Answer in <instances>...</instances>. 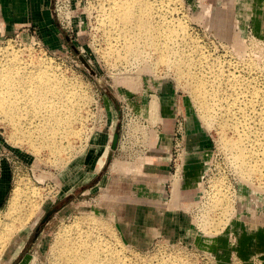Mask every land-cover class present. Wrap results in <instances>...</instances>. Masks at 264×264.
<instances>
[{"label": "rangeland", "instance_id": "1", "mask_svg": "<svg viewBox=\"0 0 264 264\" xmlns=\"http://www.w3.org/2000/svg\"><path fill=\"white\" fill-rule=\"evenodd\" d=\"M110 1L117 0L40 1L35 3L37 17L26 16L22 22L0 18L1 57L15 53L20 60L45 66L74 100L84 99L81 106L73 103L66 110L63 127L44 130L58 153L33 146L38 141L28 138L38 135L36 127L29 129L18 118L12 122L0 113V226L6 217L25 225L11 230L0 264H56L59 247L66 241H82L87 232L98 233L97 242L117 256L116 264H264V202L252 200L261 215L256 232H248L242 220L254 212L243 209L249 190L255 187L264 196V141L254 133L256 112L246 111V120L237 116L242 123L239 135L233 128L223 133L213 118H204L187 88L189 80H180L174 62H161V52L149 47L137 58L123 55L122 36L104 17ZM142 2L139 10L151 8L157 14L158 9L162 15L155 18L163 21L164 29L182 26L188 45L199 48L189 59L200 68L193 63L191 70L209 78V83H220L222 91L226 83L211 76L214 67L220 68L226 73L223 79L229 74L244 80L242 94L254 91L264 98V25L255 28L252 18L238 23V12L231 11L228 0ZM215 7L223 12L222 24ZM261 100L257 98L255 106L259 111L264 108ZM219 103L224 104L223 98ZM245 131L254 135L242 143L252 175L240 173L238 161L223 145L224 139ZM114 133L115 164L112 168L106 161L99 169L98 159L111 148ZM62 134L69 138L58 136ZM148 155L162 160L141 173L115 167L120 163L128 167L141 156L146 161ZM174 182L179 184L176 199ZM16 188L19 194L11 212L8 203ZM132 192L141 199L134 200ZM124 193L127 198L116 196ZM220 195L227 207L213 208Z\"/></svg>", "mask_w": 264, "mask_h": 264}, {"label": "bare ground", "instance_id": "2", "mask_svg": "<svg viewBox=\"0 0 264 264\" xmlns=\"http://www.w3.org/2000/svg\"><path fill=\"white\" fill-rule=\"evenodd\" d=\"M228 1L230 4L231 11H232V9H234V10L236 9L238 12V21H237L238 23L243 21L245 18L246 19L252 18L254 21L255 28H258L259 26L264 25V0H228ZM110 2H112V1H110ZM141 3L143 5L142 0H117L114 3L113 2L109 3L110 9H108V13H106V15L104 16L106 18L105 21H107V22L109 21L111 30L113 32L117 33L119 38H121L119 36V34L122 36L121 39L123 41H122L121 49L123 50V55L125 54L124 56H129V57L133 56V57L137 58L138 54L141 56V53H140L141 49H145V48L149 47V48L158 50L159 53L161 52L160 53L161 54V60L164 59L161 62L165 61V64H171L174 62L173 65H174V68L176 69V71L179 75L180 80H183V81L189 80V82L187 84V85H189V87H187V88H189L190 91L193 92L195 102L200 106V108L204 112L203 116H204V118H206V120L213 118L215 120V122L218 123L220 130L222 132L225 130L223 133L227 132L226 129H228V131H230L229 128H233V129L237 130V134H238V128L240 127V125L242 123H241V121L238 122L237 118H239L240 116L244 118L246 116V113H247L246 111L251 110L254 113L256 112V115H257L256 116L257 122L254 121V122H256L255 123L256 126H255V128H253V129H256V130H254L255 136L259 135V133H260V135L262 136L261 141H264V108H261L260 111L255 108L257 98H259L260 100L262 99L261 102L262 101L264 102L263 96L261 97L257 92H254V91L253 92H251V91L246 92L245 91L247 94H245V93L242 94V92H240L239 89L241 90L242 87L245 86L246 83L244 84V82H243L244 80L242 79V81H241V79H238L237 76H236L237 78L228 76L229 75L228 73H227L228 75L225 77L226 79H223L224 75L222 73H224V72H222V70L220 68H215L213 66L214 67L213 70L211 69L213 71L212 72L213 74L211 72H209V73L212 74L211 76H213L214 81L223 80V82L226 83V84H224L225 88L222 91L220 88L221 86L220 87L217 86V85H220V83L217 84V82H216V85H215V82L209 83L210 81L209 82L206 81L209 79L208 78L209 76L207 77L208 79H206V77H202L198 73L199 71L197 72L195 70V68H194V70H191V65L193 63L196 64L195 63L196 61L194 62L192 60V58L189 59V55L196 54V52L199 51V48H197L196 46H193V45H188V43H189L187 40L188 37L184 33L185 31H184V28L182 26H180L176 29L175 28L172 29L171 28L172 26L171 27L169 26V27H167V30L164 29L161 26L163 21H158L157 18H155V17H157V16H155L157 14L159 16L162 15L159 13L158 9L156 11L157 14H154V12L150 11L151 8H145V9L139 10V7H141ZM107 6H108V4H107ZM153 8H154V6H153ZM106 10H104L103 13ZM214 10H216L215 15H217L219 17L218 23L222 24L223 23V12L220 13L219 9H216V7L214 8ZM104 17H101V19H102L101 22H103ZM98 18H99V16H98ZM160 18H161V16H160ZM109 23H107V24H109ZM169 25H171V23ZM105 26H106V24H105ZM160 27H162V28H160ZM111 30H110V32H112ZM110 32L108 30V33H110ZM240 33H242V30H240ZM107 37L109 38V34ZM112 38H115V37H112ZM117 40L118 39H116V41ZM108 41H110V40H108ZM116 43H118V42H116ZM111 46H114V45H111ZM110 51L112 52L113 49L112 50L109 49V52ZM159 53H158V56H160ZM190 57H192V56H190ZM171 59H175V61H172ZM21 60L18 58V56L15 55V53L14 54L9 53L7 56H4V57L0 56V113L5 115L6 117H8L10 120H12V122H14L16 118H18L19 122L23 123L24 125L27 124L28 125L27 128H29V129H34L33 127H36L37 128L36 133L38 135L30 136L28 138L30 141H38L37 143L33 142L32 143L33 146L34 145L43 146V147H46L49 150L53 151V153H58L60 151V149L58 148V146L56 144L52 145L50 143L51 140L48 139V134H46V131H44V130L50 129L52 131V129H56V131H57V129H60V127H63L64 126L63 120L65 117L64 115H65L66 110L69 107H73V103L77 104L78 106H81L84 99H83V97L80 96V100H74V96L70 94V92L66 89V87L63 85H60V83L57 82L58 77L55 75V73L48 72L49 69H47L45 66H42V65L36 66V64L30 63L33 61L27 62L28 60L27 61H25V60L21 61ZM200 60L201 59H199V62H200ZM204 60H205V58H204ZM197 62H198V60H197ZM42 64H43V62H42ZM200 64H202V63H200ZM196 65H197V67H199L198 63ZM205 66H207V65H205ZM201 67H202V65H201ZM207 69H208V67H207ZM211 70H209V71H211ZM204 73H207V72H204ZM224 74H226V73H224ZM202 75H203V73H202ZM209 87H211V88H209ZM248 88H249V85H248ZM210 89H212L211 92H210ZM71 96H72V101L70 99ZM219 98L220 99L223 98L224 104L219 103ZM239 102L243 103L242 106L240 105ZM218 106H220V107H218ZM21 112L24 113V115L26 114L27 117L26 116H25L26 118H24V116L22 117ZM248 113H250V112H248ZM238 115H239V117H237ZM246 118L247 117H245L244 119L246 120ZM250 118H251V116H250ZM248 119H249V117H248ZM253 119L251 118V120H253ZM37 121L39 123H37ZM248 123H250V122H248ZM65 124L68 125L67 121ZM245 124L248 125L247 123H244V125ZM245 126H243L241 129L242 130L243 129L249 130L250 125L247 126L246 128H245ZM251 128H252V126L250 127V129ZM239 130H240V128H239ZM250 131H248V132L245 131L244 133L242 132L243 134L240 133V136H238L236 138H230V139L226 138L223 141V145L225 144L224 145L225 148L228 149L229 152L231 151L232 154L234 155L235 158L234 157L233 158L236 160V163L238 161L239 166L237 165L238 166L237 168H239L240 173H242L244 175L245 174H251L252 175V172H253V170L251 168L252 166L249 164L250 159L248 160L246 157L247 151L243 147V144H242L243 141L250 140L249 138H251V134H252V132H251V134H249ZM73 132L75 133L76 136H78L79 130L74 129ZM58 136L61 138L64 137L65 139L69 138L67 135L64 136L63 134L58 135ZM232 137H235V136H232ZM257 138H259V137L255 138L256 141L260 140ZM251 140H252V138H251ZM252 143H253V141H252ZM263 143L264 142H261V144H263ZM250 144H251V142H250ZM259 146H261V145H259ZM109 153H111L112 156L108 162L111 164L110 167L113 168V166L115 164V159H113V150L109 146V147H107V149H105V151L102 153V155L98 159L97 166L99 169H101L104 166V163L107 161V157H108ZM252 155L250 152L249 156L252 157ZM253 164L256 165L255 163H253ZM144 165H145V158L143 156H141V157H138L136 160H134L131 165H128V167L125 164H121V163L116 165L115 167L117 170H123V171L130 170V172L133 171L135 173L136 172L141 173L142 170L144 169ZM254 167H256V166H254ZM255 170H256V168L254 169V171ZM257 172H255V173L257 174ZM256 174H255V176H256ZM257 177H258V175H257ZM246 179H248V178H246ZM248 181H250V180H248ZM136 183H137V186H139L141 184V181L140 182L138 181ZM137 186H136V189H137ZM136 189H134V191H136ZM262 191H263V189H262ZM18 194H19L18 188L14 189L11 193V198H10V201L8 203V210L11 212H12L13 208L16 206L15 203H17ZM178 194H179V184L174 182L173 183V198L176 199ZM33 195H34V193H33ZM132 196H134V200H136V201L141 199L140 197H138V195H136V194L133 195V192H132ZM127 197L128 196L122 197V198H127ZM29 198L31 199L29 206L32 207V206H34L33 204L31 205L33 197L31 195H29ZM254 198L257 199V201L262 200L264 202V196L261 194L259 189L255 188V187H254V189L252 188L249 190V195L246 197V200L243 202V206H244L243 209L247 210L248 212L250 210H252V211H254L253 213H255V214L252 215L253 214L252 213L251 216L242 217L243 225L246 227L248 232H252V233L256 232L258 230V227L261 225L260 209H259V207H255V205L253 204L252 200ZM224 199L225 198H223V196H221V195L217 196V198H215V200L213 202L212 207L217 208L220 205L225 206L226 204H224L225 203ZM225 207H227V206H225ZM39 208H40V206H38L36 208V210L34 212L35 216H37V212H38ZM29 209L30 210L27 212H30L32 210L31 208H29ZM22 218L23 217H21L20 219H22ZM37 220H38V216L34 219L33 224H35L37 222ZM17 221L18 220H12V217H11V219L6 217V218H4V224L1 223L2 228H0V255L3 252L6 241L11 236V230L18 228V227L19 228L25 227V225L22 221H20V222H17ZM215 223H217V222H215ZM28 227H29V225H28ZM78 227H80V226H78ZM59 234H61V233H59ZM68 234H71V233L68 232ZM79 234H80V232H79ZM72 235H71V237H72ZM97 237H98V233L94 234V232H87L82 238L80 237L82 239V241L75 242L76 240L74 239L75 240L74 241L72 239L73 243L71 241L66 243L67 241L63 240V241H66L65 242L66 244L65 243L63 244V242H62L61 243V244H63L62 247H59L61 249L56 248V249H58L57 254L60 258V261L56 258L57 263L56 262L55 263L56 264H114L117 259L115 261H113V260L117 256H115L114 253H110L109 250H106L107 246L104 248L105 250H103V245H102L103 243L97 242L98 241ZM66 239L67 240L69 239V235ZM69 240H71V239H69ZM78 240H80V239H78ZM59 244H60V242L59 243L57 242V245H59ZM22 246H23V243L20 246L19 250L22 248ZM118 259H120V258H118ZM117 261H119V260H117Z\"/></svg>", "mask_w": 264, "mask_h": 264}, {"label": "crops", "instance_id": "3", "mask_svg": "<svg viewBox=\"0 0 264 264\" xmlns=\"http://www.w3.org/2000/svg\"><path fill=\"white\" fill-rule=\"evenodd\" d=\"M40 1L47 4L49 3L50 0H0V18L7 22H22L26 16L37 17L36 14L37 8L35 3H38ZM29 3L31 4L33 3V6L30 7ZM0 27L3 28L1 20H0ZM162 151L168 153L166 149H163ZM161 160L162 159L160 157L154 155H148V159L145 161L144 168L145 167L148 168L147 165H154L155 161L161 162ZM116 196H119L121 198V197H126L128 195L124 193L121 196L120 195H116ZM129 197H132L131 193Z\"/></svg>", "mask_w": 264, "mask_h": 264}, {"label": "water", "instance_id": "4", "mask_svg": "<svg viewBox=\"0 0 264 264\" xmlns=\"http://www.w3.org/2000/svg\"><path fill=\"white\" fill-rule=\"evenodd\" d=\"M116 144H117V134L114 133L113 140H112V143H111V148H112V150H115ZM111 156H112V154L109 153V155H108V157H107V161L110 160Z\"/></svg>", "mask_w": 264, "mask_h": 264}]
</instances>
